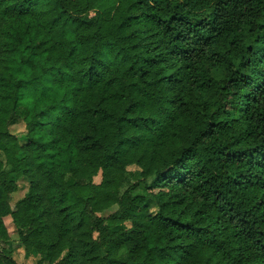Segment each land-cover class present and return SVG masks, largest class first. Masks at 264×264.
<instances>
[{
    "label": "clouds",
    "instance_id": "obj_1",
    "mask_svg": "<svg viewBox=\"0 0 264 264\" xmlns=\"http://www.w3.org/2000/svg\"><path fill=\"white\" fill-rule=\"evenodd\" d=\"M0 131L46 264H264V0H0Z\"/></svg>",
    "mask_w": 264,
    "mask_h": 264
},
{
    "label": "trees",
    "instance_id": "obj_2",
    "mask_svg": "<svg viewBox=\"0 0 264 264\" xmlns=\"http://www.w3.org/2000/svg\"><path fill=\"white\" fill-rule=\"evenodd\" d=\"M17 120V117L13 116L10 119V124ZM10 137V133L7 131H0V141H3ZM134 165H129V170H134ZM23 171H27L24 169ZM20 180H25L32 191L25 193L23 199H18L15 202L11 201L12 194L17 191L18 183ZM80 188L91 187L94 190L95 195L87 198V202H91L92 209L102 207L104 203L109 200L116 198V192L114 190V179L109 176L108 166L106 164H101L98 171H94L93 174H85L79 177ZM38 194L35 193L34 182L21 175L19 180L14 176H7L6 174L0 173V243H5L9 240L8 231L4 223V218L10 216L13 223L16 226L18 241L23 247L27 255H32L36 257V260L31 263H18L14 260L11 254L5 249H0V264H46L50 259L53 252V245L48 244L46 241L42 240L41 232L39 227H32L35 222L29 221L27 216L24 215L26 210L33 207L36 204V199ZM73 211L75 209L73 208ZM80 219L77 222V227H82L88 217L80 211L78 213ZM72 216V211H69L65 219ZM118 218L116 213H111L108 216H104L103 213H98V217H92L91 219L94 223L99 224L103 220H115ZM40 255L37 258L38 254Z\"/></svg>",
    "mask_w": 264,
    "mask_h": 264
},
{
    "label": "rangeland",
    "instance_id": "obj_3",
    "mask_svg": "<svg viewBox=\"0 0 264 264\" xmlns=\"http://www.w3.org/2000/svg\"><path fill=\"white\" fill-rule=\"evenodd\" d=\"M19 190L17 189L16 192L12 194L11 201L15 202L16 200L20 199L21 195H24V187L28 186L25 180H20L19 183ZM111 213L103 214L104 216H108ZM4 223L8 231L9 240L5 243H0V249H5L8 251L14 260L18 263H31L36 260V257L32 255H27L18 241V234L16 230V226L13 223L10 216L4 218Z\"/></svg>",
    "mask_w": 264,
    "mask_h": 264
}]
</instances>
